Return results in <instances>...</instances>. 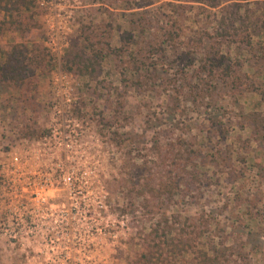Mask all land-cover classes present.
I'll use <instances>...</instances> for the list:
<instances>
[{"label":"rangeland","instance_id":"374dc122","mask_svg":"<svg viewBox=\"0 0 264 264\" xmlns=\"http://www.w3.org/2000/svg\"><path fill=\"white\" fill-rule=\"evenodd\" d=\"M16 157L0 264H264V0H0Z\"/></svg>","mask_w":264,"mask_h":264},{"label":"built area","instance_id":"2783aa9c","mask_svg":"<svg viewBox=\"0 0 264 264\" xmlns=\"http://www.w3.org/2000/svg\"><path fill=\"white\" fill-rule=\"evenodd\" d=\"M22 163L19 160V157L14 158L13 160H11V162L2 161L0 163V198L8 197L10 193V189L14 188V182L12 181L16 179L18 182H20L21 180H25V172L22 171V172L16 173V171H19ZM20 187L23 189L25 188L24 186L23 187L20 186ZM43 187L44 185H41L40 190ZM40 194H41V191H37L36 197L39 198Z\"/></svg>","mask_w":264,"mask_h":264},{"label":"trees","instance_id":"16d2710c","mask_svg":"<svg viewBox=\"0 0 264 264\" xmlns=\"http://www.w3.org/2000/svg\"><path fill=\"white\" fill-rule=\"evenodd\" d=\"M211 5L212 6H216V4L215 5L211 4ZM88 39H91V38H88ZM91 45L95 47L94 43H92ZM123 46H121V50H123L122 49ZM217 67H219V66H217V62L215 61V62H210V65L208 66V68L207 67H204V68H207L211 73H213ZM226 73H227V75H229L230 71L226 72ZM157 237H158L157 239H159L160 236H157ZM157 239H154L153 241H156ZM151 241L152 240H149L148 243L150 244V246L149 245L148 246L153 248V245H152ZM161 243H164V242H161ZM160 245L161 244H156L155 243V246H154V247H156V250H158V252L151 251L150 248L149 249H145V251H143L141 253L142 258L144 259V260H142L141 264H154V263H157V260H159L161 258V256H162V253H160V252L163 251V250L161 251V246Z\"/></svg>","mask_w":264,"mask_h":264}]
</instances>
